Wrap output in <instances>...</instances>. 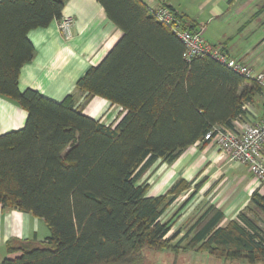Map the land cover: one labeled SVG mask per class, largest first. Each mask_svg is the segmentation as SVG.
I'll list each match as a JSON object with an SVG mask.
<instances>
[{"label": "trees", "instance_id": "16d2710c", "mask_svg": "<svg viewBox=\"0 0 264 264\" xmlns=\"http://www.w3.org/2000/svg\"><path fill=\"white\" fill-rule=\"evenodd\" d=\"M66 1L0 0V97L26 113L23 128L0 135V204L42 219L49 230L41 243L8 244L19 255L0 264H139L145 248L176 251L170 243L180 231L167 237L172 225L161 218L192 184L180 179L149 197L140 180L157 162L171 164L193 144L207 143L213 127L232 129L262 89L209 57L186 62L179 39L143 1L96 0L121 36L76 89L118 106L122 116L104 125L83 115L72 95L54 102L20 92V70L34 57L27 34L59 21ZM178 16L185 30H196ZM248 212L264 218L258 190L225 226L220 210L204 208L182 249L264 262V229Z\"/></svg>", "mask_w": 264, "mask_h": 264}, {"label": "crops", "instance_id": "0c3cea01", "mask_svg": "<svg viewBox=\"0 0 264 264\" xmlns=\"http://www.w3.org/2000/svg\"><path fill=\"white\" fill-rule=\"evenodd\" d=\"M141 1L151 9L167 6L176 14L186 17L196 30H202V36L208 43L222 47L229 56L245 61L254 71L264 74V24L260 26L261 34L258 37L249 34L240 38L242 34H236L237 42L232 40L234 35L225 27L233 18H242L246 9L254 11L260 0L258 4L256 0ZM62 16L73 19L70 39L63 38L58 30V21H52L48 27L31 30L27 34L34 48V57L20 70L18 90L23 92L31 89L54 102H61L67 95H72L75 106L83 115L99 120L104 125H112L122 116L121 108L99 97L87 99L85 94L77 91L76 82L90 67L101 62L120 38L121 31L107 19L96 0H67ZM248 107L252 114L247 113L245 116L247 122L256 123L263 119L264 91L255 96ZM25 120V111L14 102L0 97V135L20 130ZM152 173L155 174L149 181L151 183H147L149 197L154 196L153 186H161L159 195H163L177 180L183 179L192 184L187 192L190 193L193 186L203 180L199 190L184 205L191 202L190 208L195 205L194 218L204 208L215 207L223 214L221 226L245 212L254 191L258 190L264 196V184L258 185L246 166L229 163L220 150L208 142L193 144L171 164L157 162L145 175L150 176ZM183 195L170 207L182 200ZM182 203L178 206L181 207ZM48 235L49 230L42 219L3 208L0 204V262L19 255L17 252L9 253L8 244L15 248L20 243L37 244Z\"/></svg>", "mask_w": 264, "mask_h": 264}, {"label": "built area", "instance_id": "2783aa9c", "mask_svg": "<svg viewBox=\"0 0 264 264\" xmlns=\"http://www.w3.org/2000/svg\"><path fill=\"white\" fill-rule=\"evenodd\" d=\"M152 10L154 18L168 27L181 42L182 57L186 62L197 57H209L235 74L254 81L264 91L263 73L254 71L245 61L229 56L222 47L208 43L201 29L185 30L179 16L167 6H158ZM57 26L64 39L71 38V17L62 16ZM242 109L244 114L232 121V129L215 126L205 134L203 141L215 145L229 163L246 166L258 185L264 184V118L256 123L247 122L245 116L247 113L252 114V111L248 104H244Z\"/></svg>", "mask_w": 264, "mask_h": 264}, {"label": "rangeland", "instance_id": "374dc122", "mask_svg": "<svg viewBox=\"0 0 264 264\" xmlns=\"http://www.w3.org/2000/svg\"><path fill=\"white\" fill-rule=\"evenodd\" d=\"M258 1L259 0H256L255 3L258 4ZM260 1L261 2L254 11H249V9H246V12H244L242 18H233L226 23V29L231 31L232 35H234L232 39L234 42H237V35L239 34H242L240 35V38L249 34L256 38L261 34L260 26L264 24V0ZM212 25H215V23ZM210 29H212V27H210ZM156 172L157 170L155 173ZM155 173H152L150 176L145 175L139 183H142L143 181L146 184L151 183L149 181L152 180V177ZM164 185H167V183ZM160 188L161 186H153L152 190L154 193L152 195H159L161 192ZM187 198L190 199L189 193L184 194L182 200H179V202H177L174 206L167 209L161 218L162 222L170 221L172 225V230L169 232L167 237H170V235L174 234L176 231H180V234L177 236V238H175L170 243L171 246L179 245V247L176 249V251H173L172 248L163 250H149L145 248L141 251L142 262L139 264H249L245 259H218L212 257L206 251L182 249V246L186 244V240H180L185 234L186 229L189 227V224L194 220V212L196 209L194 203V206L192 205L193 207L190 208L191 202L187 206L184 205L183 209L180 210L181 208L178 205H180L181 202H184ZM247 214L249 217L257 221L258 226L261 229H264V218L253 216V214L250 212ZM256 264H264V262H259Z\"/></svg>", "mask_w": 264, "mask_h": 264}]
</instances>
